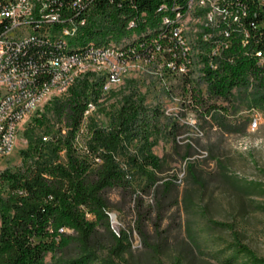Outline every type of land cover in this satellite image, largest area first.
<instances>
[{
  "label": "trees",
  "instance_id": "obj_1",
  "mask_svg": "<svg viewBox=\"0 0 264 264\" xmlns=\"http://www.w3.org/2000/svg\"><path fill=\"white\" fill-rule=\"evenodd\" d=\"M242 1L247 4L244 25L249 36L241 30L231 32L230 46L220 55L213 54L214 38L209 39L214 24L202 28L191 52L174 37L175 12L186 10V0H94L81 42L72 43L69 49L84 43L98 47L114 42L126 53L127 61L161 62L162 75L171 85L169 96H181L183 109L202 120L212 119L223 134H233L236 125L220 115L228 108L216 102L230 104L234 90H250L251 107L264 117V3ZM165 17L170 23L164 24ZM221 22H226L222 16L218 24ZM252 22L255 27L251 28ZM43 38L40 52L56 53L54 39ZM258 51L263 53L262 59L256 55ZM181 65L186 66L183 73L178 71ZM197 71L199 77L195 78ZM104 84L102 77L90 73L70 87L64 100L56 104L60 125L51 140L35 139V128L46 122L43 116L34 118L24 130L28 147L21 152L23 167L0 174V264H45L49 253L71 250L76 255L57 264H94L99 260L101 246L96 235L102 226L112 238L103 264H119L116 260L128 250L129 236L123 230L115 233L110 220L109 193L120 190L133 196L117 155L124 153L147 177L143 192L148 194L158 182L156 172L161 166L151 137L165 129L163 112L145 104V97L137 91L114 90L104 95ZM111 98H117L118 107L108 127L85 114L90 104L99 107ZM133 140L141 144L138 154L128 152ZM49 150L50 159L46 157ZM61 153L64 161L58 160ZM171 182L178 184V178ZM230 248L233 252L225 264H264V259L240 241Z\"/></svg>",
  "mask_w": 264,
  "mask_h": 264
},
{
  "label": "rangeland",
  "instance_id": "obj_2",
  "mask_svg": "<svg viewBox=\"0 0 264 264\" xmlns=\"http://www.w3.org/2000/svg\"><path fill=\"white\" fill-rule=\"evenodd\" d=\"M198 22L191 18L185 22L189 41L196 36V25L202 24ZM122 69L119 78L107 89L104 87L103 94L137 91L145 97V104L163 112L165 129L161 135L151 137L153 153L161 159V166L156 172L158 182L148 194L143 192L147 177L131 165L124 153L117 155L133 196L120 190L108 196L112 230L117 234L125 231L130 244L116 263L225 264L236 241L264 259V117L251 107L250 90H234L230 104L216 102L228 108L220 115L237 129L236 133L223 134L212 119L202 120L193 111L183 109L181 96L175 100L169 96L171 85L162 76L161 62L130 60ZM86 75L76 78L73 85ZM194 76L198 78L199 71ZM58 93L51 92L23 122L15 147L6 155L0 154V174L23 167L21 152L28 147L24 130L34 118L43 116L46 120L35 128V139L53 138L60 125L56 104L64 100L68 91ZM117 107V98H111L95 106L90 114L98 125L108 127ZM254 121L257 127L253 128ZM140 146L133 140L128 152L138 154ZM46 157H53L50 150ZM58 160L64 161L63 153ZM179 176L181 182H171ZM167 181L171 184L166 185ZM96 237L101 248L94 264H103L112 238L104 226L98 228ZM75 255L74 250L49 253L45 264L67 261Z\"/></svg>",
  "mask_w": 264,
  "mask_h": 264
},
{
  "label": "built area",
  "instance_id": "obj_3",
  "mask_svg": "<svg viewBox=\"0 0 264 264\" xmlns=\"http://www.w3.org/2000/svg\"><path fill=\"white\" fill-rule=\"evenodd\" d=\"M94 0H57V5L49 6V0H41V9L38 12V17L28 19L29 4L27 0H0V154H8L7 140L10 134H15L13 124L15 121H8L6 111L9 107L17 108V119H26L25 112L30 109L32 104H36V97L45 90L49 82L57 81L61 85V93L65 94L72 82L64 83L63 73L70 70L73 64L77 61L85 59L100 60L104 65H113L114 72L119 71V61L126 54H117L113 52H105L98 50L93 54L83 56H67L64 54H56L54 52L37 53L32 52L33 56L30 60H21L15 66V69H7L6 56L12 54H20L21 41L35 43L33 34L36 32H44L47 36L59 38L60 42L78 43L77 29L87 27L90 11ZM264 3V0H260ZM190 0H186V8H190ZM209 7L217 8V17L225 16L226 23L215 25V31H208L209 38H214V47L212 52L214 55H220L223 48H229V38L231 32L241 30L246 33V38L249 34L244 25V20L247 15L246 1L239 0H208ZM44 19H53L54 26L44 27ZM185 22V14L182 15ZM26 21H33L34 28H27ZM168 21V20H167ZM68 25V30H73V37H66V33H61V26ZM250 27H255V23H250ZM174 37H177L179 42L180 35L175 30ZM246 41H243L245 45ZM109 44H112L109 43ZM182 45V43H181ZM160 51L159 49H157ZM186 51V50H185ZM263 58L261 51L256 52ZM144 62V61H143ZM146 62V61H145ZM144 62V63H145ZM147 63V62H146ZM173 68L172 63L168 64ZM186 70L185 65H181L178 69L179 73ZM9 71H16L19 74V81L9 79V84L2 85V78L9 77ZM41 72L44 86H37L36 82L31 79V72ZM163 76V75H162ZM98 77V76H97ZM164 78V77H163ZM165 80V78H164ZM166 81V80H165ZM110 86L107 84L106 89ZM178 96H175V100ZM93 105H89V109L85 112L88 116L91 113ZM257 124L256 121L252 124ZM47 141V137L43 138ZM179 176L178 183L181 182Z\"/></svg>",
  "mask_w": 264,
  "mask_h": 264
},
{
  "label": "bare ground",
  "instance_id": "obj_4",
  "mask_svg": "<svg viewBox=\"0 0 264 264\" xmlns=\"http://www.w3.org/2000/svg\"><path fill=\"white\" fill-rule=\"evenodd\" d=\"M189 3H190V8H186L185 11L176 10L175 16H174V23H176V26L174 25L175 28L173 29V32L176 30L177 33L180 35L182 46L187 52H191L193 48L192 45H194L193 43L197 39L200 32H203V29H202L203 27L206 28V27H209V25L211 24L216 25L215 23H217V20H216L217 19V8L216 7L208 8V5H209L208 0H190ZM27 4H29L28 19L37 18L38 12H40V9H41L40 7L41 0H27ZM51 5H57V0H49V6ZM183 14H185V18L187 20H190L191 18V20H196L202 23V24L196 25V31H195L196 36L194 35L195 37L190 39V41H189V35L185 32V29H184L186 21L184 22L182 19ZM222 17L223 19H226L225 16H222ZM163 19H164L163 20L164 24L170 23V19L166 17ZM26 22H27V28H34L33 21H26ZM43 22H44V27L54 26L53 19H44ZM88 25H89V22H87V26ZM130 25L133 26L134 23L132 22ZM83 28L85 27L77 29L78 40L80 39ZM61 33H66V37H73V30H68V25L61 26ZM44 36L51 38L50 36H47L44 32H36L35 34H33L35 43H29L28 41H21L20 52L21 51L23 52H21L20 54H12V55L6 56L7 69H15V66L19 64L21 60L32 59V56H33L32 52L41 53L40 52L41 47L39 45L44 40L43 38ZM52 38L55 41V48H57V50H55L56 54H64L65 57L83 56V55L93 54L94 52H97L98 50H104L105 52L115 51L117 54H126L124 51L118 48L114 42H112V44H109L111 43L109 42V43H106L98 47L93 45L92 43H84L82 45H79V44L76 46L74 45L76 48L73 47L74 49H69L70 45L72 44L71 42H68V41L60 42L59 38H54V37ZM202 40H205V39H202ZM257 56L260 57V55H257ZM129 61L126 60V56H123L122 59H120L119 61V66L121 70L115 71V72H114L113 65H104L103 63L100 62V60L95 61L93 59H85L83 61H77L73 64V67H70L71 68L70 70L65 71L63 73V81L64 83H68V82L73 83L76 78H78L79 76L83 74L84 75L89 74V73L96 74V75L101 74L103 77V81L105 82L104 87L106 88L107 84L110 83L111 85L119 78V75L121 74L123 70L122 68ZM40 75H41V72L39 71L31 72V79H33V81L36 82L37 86H44L43 79L40 78ZM9 79H12V81H19V74H17L16 71H9V77L2 78V85L9 84ZM48 84L49 85L46 86L45 90L41 91V93L37 95V97L35 98L36 104H32L30 109H28L25 112L26 119L30 116V114H32L34 111L37 110L38 106L47 99L48 95L51 92L55 91V92L61 93V85L58 84L57 81H52V82H49ZM92 109H94V106L92 107ZM6 116H7L8 121H15L13 124V131H15V134H10L7 140V147H9V150H8V153H9L15 147L14 145L17 139V135L19 133V129L22 127V125L24 124L23 122L26 119L25 118L17 119L18 115H17L16 107H9V109L6 111ZM254 127H257V125L255 124L253 128Z\"/></svg>",
  "mask_w": 264,
  "mask_h": 264
}]
</instances>
